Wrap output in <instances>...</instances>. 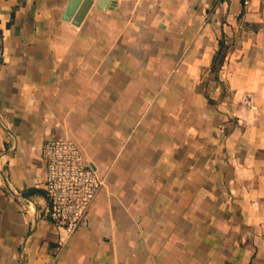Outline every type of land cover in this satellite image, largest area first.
<instances>
[{"label": "crops", "instance_id": "crops-1", "mask_svg": "<svg viewBox=\"0 0 264 264\" xmlns=\"http://www.w3.org/2000/svg\"><path fill=\"white\" fill-rule=\"evenodd\" d=\"M69 2L0 0V264H264V0ZM64 137L103 181L70 235Z\"/></svg>", "mask_w": 264, "mask_h": 264}, {"label": "built area", "instance_id": "built-area-1", "mask_svg": "<svg viewBox=\"0 0 264 264\" xmlns=\"http://www.w3.org/2000/svg\"><path fill=\"white\" fill-rule=\"evenodd\" d=\"M41 158L45 165L42 186L50 200L48 216L70 235L86 218L103 181L72 138L46 140Z\"/></svg>", "mask_w": 264, "mask_h": 264}, {"label": "water", "instance_id": "water-1", "mask_svg": "<svg viewBox=\"0 0 264 264\" xmlns=\"http://www.w3.org/2000/svg\"><path fill=\"white\" fill-rule=\"evenodd\" d=\"M91 3H93V0H70L65 9L64 18L68 19L72 17V22L79 24L89 6H91ZM79 5L80 7H78ZM75 10H77V13L73 16Z\"/></svg>", "mask_w": 264, "mask_h": 264}, {"label": "trees", "instance_id": "trees-1", "mask_svg": "<svg viewBox=\"0 0 264 264\" xmlns=\"http://www.w3.org/2000/svg\"><path fill=\"white\" fill-rule=\"evenodd\" d=\"M220 44L221 46L217 52L218 55L216 56V65L214 67V71H217L220 68L223 62L224 55H225L224 54L225 45H223V43H220Z\"/></svg>", "mask_w": 264, "mask_h": 264}]
</instances>
